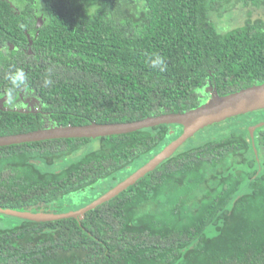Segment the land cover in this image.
I'll return each instance as SVG.
<instances>
[{
	"label": "trees",
	"instance_id": "1",
	"mask_svg": "<svg viewBox=\"0 0 264 264\" xmlns=\"http://www.w3.org/2000/svg\"><path fill=\"white\" fill-rule=\"evenodd\" d=\"M233 7L236 26L220 30ZM157 55L163 72L151 67ZM263 83L264 0H0V99L9 108L0 109V137L184 114L209 102L210 87L228 96ZM21 93L36 96L40 112L14 110ZM263 121L184 149L187 141L82 220L0 214L12 220L0 228V264H264V127L259 161L249 134ZM181 134L161 125L0 147V208L77 211Z\"/></svg>",
	"mask_w": 264,
	"mask_h": 264
},
{
	"label": "water",
	"instance_id": "2",
	"mask_svg": "<svg viewBox=\"0 0 264 264\" xmlns=\"http://www.w3.org/2000/svg\"><path fill=\"white\" fill-rule=\"evenodd\" d=\"M40 6L41 19L44 20L46 18V13L43 5L40 4ZM0 109L9 110V108L4 107L3 99H0ZM262 110H264V83L246 88L228 96H219L216 89L208 103L204 104L197 110L189 111L184 114L170 113L156 117H149L132 123L97 124L94 122L84 126H59L24 134L0 137V147H8L59 139H90L95 141L100 138L131 134L142 129L154 128L161 125L179 126L182 128V134L180 137L170 143L144 167L110 190L100 199L91 202L77 211L53 215L43 213H24L0 208V214L37 223L64 219L82 220L87 213L111 201L137 183L141 178L152 173L159 165L170 159L187 141L193 138L201 130L215 124L223 123L226 120L237 116ZM31 112L35 113L33 110H31ZM263 127L264 121L249 129L258 161L259 156L255 147V133L258 129Z\"/></svg>",
	"mask_w": 264,
	"mask_h": 264
},
{
	"label": "rangeland",
	"instance_id": "3",
	"mask_svg": "<svg viewBox=\"0 0 264 264\" xmlns=\"http://www.w3.org/2000/svg\"><path fill=\"white\" fill-rule=\"evenodd\" d=\"M237 12L240 13V11L236 7H233L232 11L224 13L225 16H223V13H222L221 16H223V17H222V19H220V23L219 22L216 23L218 28L222 31H223V29L230 30V29L234 28L236 26L234 18L238 15ZM229 21H231L232 23ZM27 99L30 100L31 103H35L36 106L38 105L36 96H29V97H27ZM28 100H25L24 103L29 105ZM3 102H4V107H6L7 98H5V99L3 98ZM250 114H252V113L228 119V120H226V122L228 124H224L223 127L214 126V128H211L212 127L211 126V127L206 128L205 130L201 131V133L199 132L195 137L191 138L187 142V144L184 145V149H188L191 147H195V146L204 144L209 139L216 136L218 134V132L228 133L232 130H235L234 128L237 127L238 125L244 124V122H247V121L253 120V119L258 120L262 117L264 118V114H262V116H260V117L259 116H253L252 118L247 119V120L243 119V117H246ZM251 127H249V129ZM81 196L82 195H80V198H81ZM11 223H12L11 219H7V218L4 219L3 217H0V228H5L7 226H10Z\"/></svg>",
	"mask_w": 264,
	"mask_h": 264
},
{
	"label": "clouds",
	"instance_id": "4",
	"mask_svg": "<svg viewBox=\"0 0 264 264\" xmlns=\"http://www.w3.org/2000/svg\"><path fill=\"white\" fill-rule=\"evenodd\" d=\"M150 63L153 69H159V71L161 72L165 70V67H166L165 61L162 57L158 55L154 59H151ZM23 77H24L23 71H18L16 74L10 76V79L12 80L14 84H16L19 81H21ZM46 83L51 84V80L46 81Z\"/></svg>",
	"mask_w": 264,
	"mask_h": 264
},
{
	"label": "flooded vegetation",
	"instance_id": "5",
	"mask_svg": "<svg viewBox=\"0 0 264 264\" xmlns=\"http://www.w3.org/2000/svg\"><path fill=\"white\" fill-rule=\"evenodd\" d=\"M41 15H40V18H39V22H42V19H41ZM217 89V87L216 86H214L213 88H208V91H209V93H210V96L212 97V95H213V93H215V90ZM25 100H28L26 97H23V93H21V101H19V100H17V102H16V108L17 109H14V110H18V108H20V107H23V106H29V108H30V111L29 112H31V110H33V111H35V113H38V112H40V111H38L35 107H37L36 105H35V103H31V101L30 100H28V103H29V105L28 104H25L24 102H25ZM26 112V111H25ZM31 113H33V112H31Z\"/></svg>",
	"mask_w": 264,
	"mask_h": 264
}]
</instances>
